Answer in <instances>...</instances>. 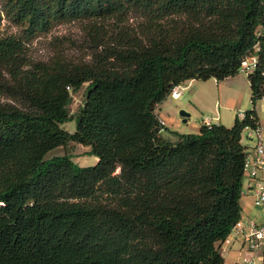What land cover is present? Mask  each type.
Wrapping results in <instances>:
<instances>
[{"label":"trees","instance_id":"trees-1","mask_svg":"<svg viewBox=\"0 0 264 264\" xmlns=\"http://www.w3.org/2000/svg\"><path fill=\"white\" fill-rule=\"evenodd\" d=\"M72 23L90 62L29 56ZM257 48L244 119L162 137L158 108L175 87L236 77ZM263 96L264 0H0V264H225L221 244L242 219L243 133L261 126ZM71 144L98 162L47 159Z\"/></svg>","mask_w":264,"mask_h":264},{"label":"rangeland","instance_id":"rangeland-1","mask_svg":"<svg viewBox=\"0 0 264 264\" xmlns=\"http://www.w3.org/2000/svg\"><path fill=\"white\" fill-rule=\"evenodd\" d=\"M83 26L84 25L81 23H72L67 25H61L54 28L52 33L46 36L38 37L31 44H29L28 46L29 56L36 61L38 60L48 61L55 53L62 52L66 55L67 59L72 61L73 63L80 64V63L90 62L91 52H92L91 50L92 42L90 40V37L87 35L86 31L84 30ZM2 27L5 35L19 34V30L9 22L5 21ZM109 33L111 34V32ZM110 34L108 37L111 36ZM240 75H241V80L239 82L240 85L237 86V89H239L238 90L239 96L242 99V103H241L242 106L240 111L245 112L246 110L252 108L250 102L251 88L247 81L248 75L242 72ZM206 83L210 84L213 82H206ZM85 89L86 86H83L82 89H80L78 92L73 94L74 95L73 103L69 108L71 114H76V112L82 107V104L85 101ZM205 90H206L205 91L206 106L203 107V109H196L194 107L192 108L191 104L187 103L186 98L189 94V90H188L185 92L184 96H180L177 99H175L173 96H170L168 100L158 108V113L160 117L164 118V117H169V116L172 117L173 115H177L176 118L182 121L180 112L181 111L187 112L191 116L189 117V122L185 124H181L185 130L190 132L186 135L198 134L199 131L193 129V127L194 125L200 126V123L202 122L201 120L205 117L212 119L214 122L217 121L216 123H218V119H219L218 113L220 114V118H222L221 124H223L228 128H231L234 124L233 121L232 123L230 121L228 122V118L231 116V114L223 110L222 108L220 109V111L214 110L215 103L218 101V94L216 87L213 86L209 88V86H207V89ZM176 109H178L177 113H176ZM256 110L260 118V122L264 128V98L257 102ZM62 128L73 133L75 132L76 124L75 122H69L64 124ZM263 135H264V130H263ZM163 137L167 141H173V142H175V140L177 139L171 128L163 131ZM243 143L245 145H248L249 147L252 144L245 136H243ZM88 151L89 148L83 147L81 145L71 144L67 148H59L53 151L47 156V159H51L56 156H62L65 154H71L73 156V161L77 165L81 167L94 166L98 162V159L93 156H89L87 154Z\"/></svg>","mask_w":264,"mask_h":264},{"label":"crops","instance_id":"crops-1","mask_svg":"<svg viewBox=\"0 0 264 264\" xmlns=\"http://www.w3.org/2000/svg\"><path fill=\"white\" fill-rule=\"evenodd\" d=\"M240 74H238L236 77L228 78L222 82H218L215 79H210L206 81V82H213L210 84L206 82L198 81V80L189 81L185 83L184 85H182V89H183L182 96H184L185 92L189 90V94L186 98L187 103L191 104L192 108L194 107L196 109H203V107L206 106V101H205L206 100L205 99L206 90L205 89H207V86H209V88L215 86L217 89L218 101L215 103L214 110L220 111V109L222 108L223 110L229 112L231 116L228 118V122L230 121L232 123L233 121L235 123L236 117L238 116L239 113H245L253 109V105L251 102V94H250V102H251L252 108L246 110L245 112L240 111L241 106H242L241 104L242 99L239 96V91H238L239 89H237V86L240 85L239 84L241 80ZM247 81L250 86L249 80ZM178 109H176V113ZM218 115H219L218 123H216L217 121L216 122L213 121V123L214 124L220 123V125H223L221 124L222 118H220L219 113ZM234 115H235V118H234ZM176 116L177 115H173L172 117L169 116V117L161 118L159 115L165 127V130L171 128L173 130V133L178 139L177 135H186L190 132H188L182 127L181 124H184V123L180 121L178 118H176ZM188 122H189V118L187 120V123ZM260 125L262 129L264 130L261 122H260ZM201 126H202V122L200 123V126L194 125L193 129L200 132ZM243 136H245L249 140V142L252 143L249 147L248 145H245L243 143V139H242V144L247 148L248 158L250 160L249 169H251L252 164L254 163L256 159L255 148L257 145V141L256 139L248 138V129L244 131ZM162 137H163V132H162ZM177 139L175 140V142L177 141ZM260 176H262V174ZM255 184H256L255 181H253L248 176V173L246 171L244 181H243V196L241 199L242 219L240 223L242 224H246L249 221H256L258 224H262L264 220V210L256 207L254 204L253 188L255 187ZM220 251H221L222 256L224 257L225 264H244L245 260L250 257L249 254L244 250V245L242 241L236 238L233 235V232L228 237V239L224 243L221 244ZM252 259L255 264H264V248L260 249L257 253H255Z\"/></svg>","mask_w":264,"mask_h":264},{"label":"built area","instance_id":"built-area-1","mask_svg":"<svg viewBox=\"0 0 264 264\" xmlns=\"http://www.w3.org/2000/svg\"><path fill=\"white\" fill-rule=\"evenodd\" d=\"M260 34L261 32L258 35L260 36ZM258 51L259 48L255 50L253 56L242 62L240 69L242 73L250 75L256 71L259 62ZM182 94V87L177 86L172 90L171 96L177 99ZM238 117L244 119L245 113H239ZM202 125L210 128L214 123L212 119L205 117L202 120ZM248 138L256 139L257 145L255 148L256 159L251 169H249L250 160L247 158L246 171L248 176L256 183L253 188L254 204L256 207L264 210V135L262 127L248 129ZM261 174L262 176H260ZM232 232L236 238L242 241L244 250L250 256L245 260L244 264H255L252 259L253 255L264 248V220L262 224H258L256 221H249L246 224L239 222Z\"/></svg>","mask_w":264,"mask_h":264},{"label":"water","instance_id":"water-1","mask_svg":"<svg viewBox=\"0 0 264 264\" xmlns=\"http://www.w3.org/2000/svg\"><path fill=\"white\" fill-rule=\"evenodd\" d=\"M180 116H181V118H182V122L185 124V123H187V120H188V118L190 117V115L187 113V112H185V111H181L180 112Z\"/></svg>","mask_w":264,"mask_h":264}]
</instances>
